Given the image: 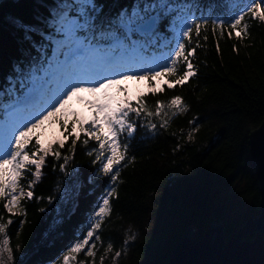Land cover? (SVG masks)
Masks as SVG:
<instances>
[{"label":"snow or ice","instance_id":"1","mask_svg":"<svg viewBox=\"0 0 264 264\" xmlns=\"http://www.w3.org/2000/svg\"><path fill=\"white\" fill-rule=\"evenodd\" d=\"M34 2L31 19L11 16L5 21L18 34L19 56L8 77L17 79L18 94L7 93L9 102L0 106V202L10 215H25L23 202L41 199L34 196V186L43 176L47 158L52 157L55 162L63 161L58 163L59 172L68 178L63 184L58 179L53 192L63 194L64 202L71 204L69 216L74 215L82 181L79 172L69 166L79 143L89 146L95 142L98 147L87 153L94 157L91 163L95 165L88 179L95 183L97 176L107 177L111 183L87 222L76 230L79 236L74 234L75 242L64 251L62 264H70L81 252L96 264L95 242L101 241L98 231L110 216L119 168L127 161L138 124L155 135L158 129L153 118L166 130L173 118L187 111L180 95L167 102L156 99L155 111L150 109L147 97L184 86L196 76L192 38L206 33L209 25L213 36L219 30L220 36L226 33L232 38L235 32V38L243 39L250 29L247 21L264 24V0H226L221 5L222 13L214 16L198 14L199 5L193 0H132L131 5L123 6L119 0H110L107 8L105 0ZM129 79L147 80L148 91L129 95L123 83ZM157 81L162 83L157 86ZM81 92L95 97L86 101L89 116L69 110L74 98L83 99ZM49 123L59 126V136L42 140L41 130ZM195 131L193 128L189 132V141ZM69 141L71 155L61 151ZM26 173H30V180ZM25 180L26 186L22 183ZM46 199L51 204L54 197ZM61 222L57 219L55 223ZM12 223L11 219L7 222ZM49 227L51 236L55 226ZM0 236V264H25L26 252L18 244L16 252L20 255L14 256L7 225L2 222ZM134 239L126 236L124 246ZM104 251L111 252L112 244ZM120 256L117 250L112 259ZM104 259L100 257L101 264Z\"/></svg>","mask_w":264,"mask_h":264},{"label":"trees","instance_id":"2","mask_svg":"<svg viewBox=\"0 0 264 264\" xmlns=\"http://www.w3.org/2000/svg\"><path fill=\"white\" fill-rule=\"evenodd\" d=\"M193 2L199 5L198 14L214 16L222 13L221 5L226 0ZM108 3L110 0H105L106 8ZM131 3L119 0L121 6ZM34 7V0H0V96H4L3 101L0 97V106L8 103L7 93L15 92L18 85L16 78L8 79L19 56L18 34L5 21L11 16L31 19ZM247 23L250 29L243 39L235 38V32L232 38L226 33L220 36L219 30L213 36L211 25L198 38L193 35L196 76L184 86L147 97L150 109L155 111L156 99L167 102L180 95L187 111L173 118L166 130L159 128V120L153 118L158 129L155 135L138 124L127 161L119 168L110 216L98 231L101 241L95 242L96 264H101V256L105 257L103 264H165L171 246L187 226L194 228L197 238L211 222H222L224 232L230 234L250 214L258 213V184L247 137L264 119V24L252 20ZM156 83L159 86L162 81ZM148 88L149 83L141 93ZM193 128L197 131L189 141ZM54 131V137H58V125ZM70 147L69 141L62 153L71 155ZM94 147H98L95 142L89 146L79 143L69 166L71 171L79 172L82 181L79 208L74 215L69 216L71 204L64 202L63 194L53 192L58 179L63 184L68 178L59 172L58 163L63 161L55 162L52 157L47 158L43 176L34 186V196L41 199L25 200V215H10L0 202V222L7 225L10 247L15 256L20 255L16 252L20 245L26 252L25 264H62L64 251L75 242L74 234L79 236L76 230L87 222L93 206L107 190L111 183L107 177L97 176L95 183L88 179L95 165L91 163L94 157L87 153ZM26 175L30 180V173ZM22 183L26 186L27 180ZM49 195L54 197L51 204L46 199ZM9 219L11 225L7 224ZM57 219L62 222L56 224ZM50 225L55 226L51 236ZM128 235L135 239L125 247ZM109 243L112 251L106 254L104 249ZM117 250L121 256L113 260ZM81 261L92 264L85 252L70 264Z\"/></svg>","mask_w":264,"mask_h":264},{"label":"water","instance_id":"3","mask_svg":"<svg viewBox=\"0 0 264 264\" xmlns=\"http://www.w3.org/2000/svg\"><path fill=\"white\" fill-rule=\"evenodd\" d=\"M247 144L258 184V213L250 214L230 234L222 222H211L197 238L194 228L187 226L165 264H264V119L250 130Z\"/></svg>","mask_w":264,"mask_h":264},{"label":"rangeland","instance_id":"4","mask_svg":"<svg viewBox=\"0 0 264 264\" xmlns=\"http://www.w3.org/2000/svg\"><path fill=\"white\" fill-rule=\"evenodd\" d=\"M79 95L83 99L74 98V100H76L75 101L76 110L82 116H89L91 113L87 107L86 101L89 99H95V97L88 92H81ZM54 127L55 124L52 123L46 124L41 130L42 131L41 139L46 140L48 138L51 139L52 137H54L55 135ZM0 239H2V236H0Z\"/></svg>","mask_w":264,"mask_h":264}]
</instances>
